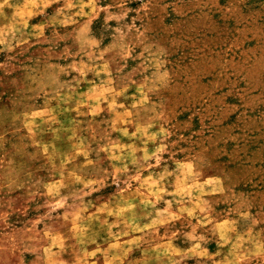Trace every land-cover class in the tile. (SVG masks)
<instances>
[{
    "label": "clouds",
    "instance_id": "obj_1",
    "mask_svg": "<svg viewBox=\"0 0 264 264\" xmlns=\"http://www.w3.org/2000/svg\"><path fill=\"white\" fill-rule=\"evenodd\" d=\"M154 8L183 22L181 42L202 27L199 0H0V264L264 258V227L251 207L212 214L219 203L210 198L238 187L226 186L231 167L251 164L218 167L225 158L196 144L198 129H176L174 95L195 108L203 97L173 92L169 49L178 37L161 42ZM259 69L257 60L240 72ZM204 201L213 211L201 210ZM226 220L232 228L221 235ZM213 243L214 251L205 246Z\"/></svg>",
    "mask_w": 264,
    "mask_h": 264
},
{
    "label": "rangeland",
    "instance_id": "obj_2",
    "mask_svg": "<svg viewBox=\"0 0 264 264\" xmlns=\"http://www.w3.org/2000/svg\"><path fill=\"white\" fill-rule=\"evenodd\" d=\"M199 3L202 27L184 42L179 39L185 31L183 22L175 15L166 16L159 9H153V24L161 42L167 44L169 34L173 32L178 37L175 47L169 49L177 80L173 92H193L197 98L203 97L200 107L195 108L184 104V96L174 95L173 121L179 131L198 129L194 136L196 144L207 145L210 158H225L218 167L231 166L237 160L250 162L251 166L231 167L228 173L231 181L226 186L229 189L233 185L238 187L235 194L229 190L225 196L210 198L219 203L212 214L220 219L224 215L235 216L251 207L255 218L261 220V227H264V69L257 70L253 76L240 72L242 68L249 69L253 61L258 60L264 65V0H199ZM5 11L10 13L11 10ZM94 30L97 35L103 33L102 20L95 23ZM229 41L233 49L226 53ZM226 57L232 59L225 63ZM193 116H198L201 123H194ZM7 159L5 157V165L15 167V164L7 165ZM200 207L202 211H213L206 201ZM213 207H216L215 203ZM13 219L17 224L23 223L19 214ZM192 223L195 224V220ZM185 224L186 221H180L176 227ZM232 224L226 220L219 225L220 234L230 231ZM0 228H3L2 223ZM184 231H190V228L182 227L181 232ZM201 232L211 236L206 229H198L197 235ZM177 243L180 247L188 246L183 242V235ZM205 246L215 250L214 243ZM261 260L264 258L253 260L252 264H264ZM185 264L196 262L188 260Z\"/></svg>",
    "mask_w": 264,
    "mask_h": 264
}]
</instances>
